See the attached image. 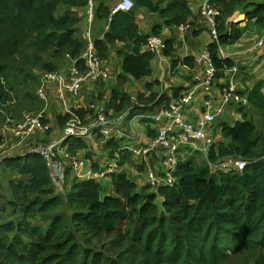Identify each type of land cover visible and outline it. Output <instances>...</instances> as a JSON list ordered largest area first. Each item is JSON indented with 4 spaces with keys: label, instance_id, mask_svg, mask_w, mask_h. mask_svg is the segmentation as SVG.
I'll list each match as a JSON object with an SVG mask.
<instances>
[{
    "label": "trees",
    "instance_id": "16d2710c",
    "mask_svg": "<svg viewBox=\"0 0 264 264\" xmlns=\"http://www.w3.org/2000/svg\"><path fill=\"white\" fill-rule=\"evenodd\" d=\"M86 2L0 0V102L15 98L26 111H37L31 99L41 71L55 70L66 54L81 69L85 47L79 35L81 18L69 8ZM133 2L160 15L162 23L151 30L154 36L191 16L189 0ZM210 4L221 15L216 26L219 43L209 44L207 52L214 77L221 78L235 63L220 55V44L237 39L242 30L255 28L263 35L264 0H210ZM237 10L245 14L246 25L241 29L231 23L227 28L226 20ZM101 11L108 12L102 5ZM149 35H141L131 16L118 11L112 15L110 33L95 41V49L105 56L107 44L122 42V74L140 79L149 73L153 56L140 51ZM173 51L171 39L166 40L164 56L174 58ZM119 86L118 81L114 91ZM258 102L254 101L260 106ZM124 103L123 96L117 109ZM220 126L228 142L212 149L209 158L254 162L239 171L211 172L206 165L178 159L172 184L155 187L148 181L137 187L123 176H113L114 193L109 195L102 194L92 179L74 178L70 191L66 179L58 190L42 156L4 160L0 163V264H225L242 253L255 257L252 264H264V128L257 130L246 114L233 125ZM5 174H10L6 180Z\"/></svg>",
    "mask_w": 264,
    "mask_h": 264
},
{
    "label": "crops",
    "instance_id": "0c3cea01",
    "mask_svg": "<svg viewBox=\"0 0 264 264\" xmlns=\"http://www.w3.org/2000/svg\"><path fill=\"white\" fill-rule=\"evenodd\" d=\"M116 1L87 0L86 4L81 7L69 8V11L81 18L79 35L85 42L84 50L87 42H91L95 49V41L102 40L105 34L110 33L111 18L114 14L111 10ZM202 1L189 0L188 7L191 16L186 22L170 29L163 27L160 34L156 36L163 43L171 39L174 58L164 56L163 49L149 50L147 40L141 46V54L146 52L153 54L149 60V73L146 76L137 79L131 74H122L123 55L119 51L123 44L117 41L114 44H107L105 56H99L95 49L96 54L101 58V69L106 73L104 77L86 79L80 84L76 93H66L63 99L58 96L57 82L48 81L46 83L48 100L42 102L37 98L38 108L33 109L42 112L41 121L44 127L36 128L30 140L43 143L58 141L60 142L58 145L60 155L68 153L81 162V174L76 175L69 162L64 160L68 183L74 178H78V181L92 179L97 181L103 189L101 182L107 180L113 193V176H123L137 187L147 185L149 173L163 168L162 151L156 149L144 156H137L133 150L151 144L158 130L169 123V117L162 111L164 106L184 94L190 95V101L184 110L187 120L194 122L203 112L210 110L215 114V124L212 128L213 140L207 147L203 141H192L180 147L177 159L191 160L196 164L194 154L200 153L206 166H208V161H219L218 159L211 160L209 155L212 149L216 151L219 144L228 142L222 133L220 124L225 122L233 125L242 120L243 114H246L248 118L252 117L254 124L256 120L257 130L264 128V101L262 100L264 97V45L260 46L257 43L262 35L259 36L255 28L242 30L237 39L222 44L220 55L222 54L223 58L232 59L236 70H226L221 78H215L206 89L207 61L202 55L207 51L208 45L214 42V38L209 24L199 12ZM101 5L107 8V14H104V11L98 13ZM89 13L91 18H89ZM126 13L131 16L133 25L141 35L150 34L148 38L154 36L151 35L152 28L162 23L160 15L146 7L134 6ZM241 15H244L242 20ZM225 23L227 28L232 23L236 28L243 29L246 25L245 14L238 10L234 11ZM176 59L178 61L175 62L174 67ZM184 59H188L189 62H184ZM74 65L75 59L65 55L55 70L62 74H69ZM81 69L84 70L83 65ZM118 81L120 86L114 91ZM230 81L236 84L241 94L251 99L247 106H238L241 116L233 124L226 114L233 115V111H224L227 105L221 103L220 90L223 84ZM123 96L125 103L119 110L117 106L121 103ZM256 100H259L260 106L254 103ZM98 108H103L108 115L112 116H118L130 109L124 123L132 128L134 139L125 140L116 135L97 134L83 140H64L62 128L66 120L61 123L59 117L70 116V112L80 113L83 121L91 124L94 120V111ZM4 140L10 144L16 141L10 132L4 135ZM78 143L82 145L79 146ZM72 144L78 146L69 149ZM204 148L207 150L204 151ZM111 163L116 164L115 171L109 175L102 174L106 166Z\"/></svg>",
    "mask_w": 264,
    "mask_h": 264
},
{
    "label": "built area",
    "instance_id": "2783aa9c",
    "mask_svg": "<svg viewBox=\"0 0 264 264\" xmlns=\"http://www.w3.org/2000/svg\"><path fill=\"white\" fill-rule=\"evenodd\" d=\"M134 6L132 0H117L111 10L112 13L118 11L128 12ZM199 12L205 21L209 24L214 38V42L219 43L217 34V18L221 15L220 9L210 4V0H203L200 3ZM89 18L91 14L89 13ZM236 21V20H235ZM258 45H264V34L258 39ZM149 50L163 49V43L156 36L147 39ZM222 53L221 44L218 48ZM69 56L68 54H66ZM222 55V54H221ZM203 58L207 61L205 70L206 89L212 84L214 77V67L212 66L208 52L203 53ZM83 59V68L80 70L76 64L71 68L69 74H62L56 70L41 71L38 78V86L35 89L36 96L42 102H47V86L48 81H55L59 87V98L63 99L66 93H76L80 84L88 78L98 79L104 77L106 73L101 69V58L95 52L91 42H87L86 48L81 56ZM233 71L236 69L231 68ZM221 90L222 105L234 104L245 107L249 104L246 95L241 94L233 81L223 84ZM190 101V95L184 94L176 100L164 106L163 112L169 117V123L166 127L158 130L157 136L152 140L151 144L134 149L133 152L137 156H144L153 150L160 149L162 151L163 174L149 173L148 181L152 186L170 185L174 181V171L178 164L177 152L180 147L190 144L192 141H203L205 147L213 140L212 128L215 124V114L210 110L203 112L194 122L189 121L184 116L185 106ZM208 106V104H207ZM209 107V106H208ZM130 109L119 114L118 116L108 115L103 108L96 109L94 120L91 124H86L79 114L70 112L68 120L65 122L62 131L64 140L67 139H86L97 134L108 136L116 135L125 140H133L134 132L130 125H125L124 121L128 116ZM18 117V116H17ZM5 116L2 124V133L5 135L10 132L16 141L12 144L6 140L0 145V163L6 159L25 156L26 154H36L42 156L48 164L50 176L54 186L61 190L66 180V170L64 160L69 162L71 169L76 175L81 174V162L72 157L68 153L59 154L58 141H50L47 143L34 142L30 140L32 132L40 127L43 128L41 111H23L18 118ZM207 148H204L206 151ZM255 160H246L243 158L229 157L223 160L210 162L208 167L211 172L222 171H239L248 163ZM116 164L111 163L104 169L102 174H111L115 171Z\"/></svg>",
    "mask_w": 264,
    "mask_h": 264
},
{
    "label": "rangeland",
    "instance_id": "374dc122",
    "mask_svg": "<svg viewBox=\"0 0 264 264\" xmlns=\"http://www.w3.org/2000/svg\"><path fill=\"white\" fill-rule=\"evenodd\" d=\"M240 18L242 20L244 18V15L243 16L241 15ZM160 22H161V19H160ZM203 37H205V35H203ZM18 93L22 94V91H20ZM34 94H35V97H33L31 99V101L33 104L38 105L39 102L36 98V92L35 91H33V95ZM22 105H23V103H21V102L19 103V105H17V99H15V98H12L10 101L0 102V123L2 122L3 118H5V116H12L13 118H16L23 111H26V109L23 108ZM239 109L240 108L237 105H227L225 107V109H224L225 112L233 111V115H229L228 113H226L229 116V120H230L231 124L235 123L236 120L240 119L241 112L239 111ZM256 116H258V115H256ZM255 124L257 125L256 120H255ZM2 140L4 142L3 136H2ZM194 158L196 160L195 163L197 165L200 164L199 166H203L205 164V160L200 153L194 154ZM210 162H215V161H210ZM7 175H10V174H5L4 180H6ZM7 178L9 179L11 177L8 176ZM101 184H102V186H104L103 189H101V192H103L104 194H113L109 181L103 180L101 182ZM74 185H75V181H73V180L70 181L69 185H68V191L72 190ZM254 258L255 257L249 253H242V254L234 256L231 260H229L225 264H252ZM262 261L264 262V255L262 257Z\"/></svg>",
    "mask_w": 264,
    "mask_h": 264
}]
</instances>
